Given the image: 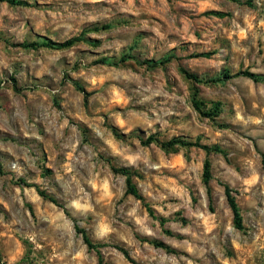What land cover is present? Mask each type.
<instances>
[{
    "label": "clouds",
    "instance_id": "clouds-1",
    "mask_svg": "<svg viewBox=\"0 0 264 264\" xmlns=\"http://www.w3.org/2000/svg\"><path fill=\"white\" fill-rule=\"evenodd\" d=\"M0 89V264H264V0H0Z\"/></svg>",
    "mask_w": 264,
    "mask_h": 264
},
{
    "label": "rangeland",
    "instance_id": "rangeland-1",
    "mask_svg": "<svg viewBox=\"0 0 264 264\" xmlns=\"http://www.w3.org/2000/svg\"><path fill=\"white\" fill-rule=\"evenodd\" d=\"M249 2H250V0H249ZM20 5L23 6L24 4H20ZM106 27H110V26H106ZM77 42L78 41L74 40V42L72 44H75ZM85 42H88V41H85ZM91 43L93 44V46H97V44H98V42H95V41H93ZM179 51H184V49H180ZM197 55L198 54H195L194 53L189 58H196ZM205 55H207V54H205ZM169 59H183V57H178L176 55V53L173 52V53H168L167 54V56L165 57L164 62L167 63ZM206 83L207 82H195L196 85H203V84H206ZM213 83L226 84L227 82L226 81H214ZM77 89L79 90L78 86H77ZM193 92H194L193 100L196 101L197 107L199 109V112H201L202 116H206L208 119L212 120L213 123H214V125H215L216 122H217V120L219 119V117L221 115V112L223 110V105L221 103H217L216 104L217 105V108H215V103H214L213 106H212V108L211 109H208L206 107L207 102L201 101V100L197 99V97L199 96V88L198 87H194L193 88ZM0 95H7V92L5 90H3V89H0ZM217 126H219V127H227V124L224 123V124H219ZM156 139L159 140L158 138H156ZM199 139H202V137L201 138H198V140ZM180 140H183V139H180ZM183 141H185V140H183ZM179 145H180V148L188 149L190 152H191L192 149H201L202 148L201 147L202 145L199 144V143L193 144V143L190 142L189 144H184V145L179 144ZM215 147L218 148V150H214L213 148H215ZM215 147L208 148L207 150L203 149V151H205V152H207L209 154L207 161H208V169H209L210 177H209V180H208V183L207 184L209 185V192H210V206L212 204V201H211L212 188H213L214 184L216 183L214 181V178H213V170H212L213 169V163H214V157L215 156H218V155H221V154L224 155L225 157H227L229 155L228 150L226 148H221L219 145H216ZM162 150L165 153H176V152L179 151V149L177 148V145H174L173 149H168V150L162 149ZM234 159H237L238 160L239 159V156L234 157ZM3 173H4L3 163L0 162V175H2ZM132 175L133 174L131 173V180H132ZM144 179L145 178L141 177V180L142 181ZM132 182H133V180H132ZM134 185L137 188V185L135 183H134ZM153 215H155V213H153ZM162 223H165V221L162 220ZM169 251H171V249H169ZM228 255L229 256H232L233 259H235V256L233 255L232 252H229ZM113 259H116V257H113Z\"/></svg>",
    "mask_w": 264,
    "mask_h": 264
},
{
    "label": "trees",
    "instance_id": "trees-1",
    "mask_svg": "<svg viewBox=\"0 0 264 264\" xmlns=\"http://www.w3.org/2000/svg\"><path fill=\"white\" fill-rule=\"evenodd\" d=\"M13 2L15 3H18V4H24V1L23 0H13ZM74 41H71L69 45L67 46H70ZM189 79L191 80H194L195 82H207L205 80H201L197 77H188ZM214 82V81H213ZM193 103H194V106L196 107L197 111H199L198 107H197V103L195 100H193ZM217 103H215V108H217ZM152 141H155L156 143H158V145L164 149V150H168V149H173L174 145H177V144H181V145H184V144H189L190 142L188 141H183V140H173L172 142H165V143H160L159 140H157L156 138H152V140H150L149 142H152ZM203 148V146H201ZM205 150H207L208 148H203ZM214 150H218V148H213ZM125 175H127L129 177V193L130 195H134L136 196L138 199L140 198L139 196V192L136 188V186L134 185V183L132 182L131 180V173L128 172V171H125L124 172ZM209 177H210V173H209V169H208V161L206 160L205 161V176H204V180H205V183L207 184L208 183V180H209ZM23 182V181H21ZM226 187V186H225ZM229 200L230 202L232 203V206H233V209L236 211V214H237V222L239 223L240 222V215H239V210L236 209V203L234 200H232V197H231V190H229ZM158 246H159V242H157Z\"/></svg>",
    "mask_w": 264,
    "mask_h": 264
}]
</instances>
